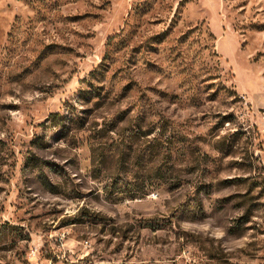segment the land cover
<instances>
[{
    "label": "rangeland",
    "instance_id": "obj_1",
    "mask_svg": "<svg viewBox=\"0 0 264 264\" xmlns=\"http://www.w3.org/2000/svg\"><path fill=\"white\" fill-rule=\"evenodd\" d=\"M0 264H264V0H0Z\"/></svg>",
    "mask_w": 264,
    "mask_h": 264
}]
</instances>
